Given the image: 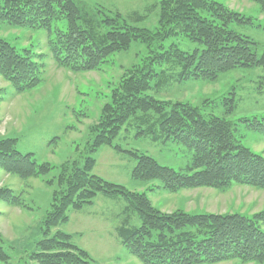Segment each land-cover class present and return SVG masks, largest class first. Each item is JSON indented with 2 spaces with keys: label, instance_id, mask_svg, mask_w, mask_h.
<instances>
[{
  "label": "rangeland",
  "instance_id": "rangeland-1",
  "mask_svg": "<svg viewBox=\"0 0 264 264\" xmlns=\"http://www.w3.org/2000/svg\"><path fill=\"white\" fill-rule=\"evenodd\" d=\"M73 1L82 15L79 26L96 40L127 29L136 30L141 39L125 52L109 57L98 69L75 72L61 67L50 47L56 38L55 31H66L65 21L55 22L51 33L0 23V39L28 58L37 67L39 77V85L19 94L0 75V143H12L15 150L33 155L36 163L49 169L42 177L23 180L0 168V191L10 190L20 202L12 205L0 200V236L9 257L0 264H41L37 257L41 242L45 245L49 240L56 241L62 234L70 237L69 244L84 252L85 256L76 249L65 250L80 261L143 264L122 244L121 230L137 228L141 222L121 196L109 198L99 194L91 206L81 210L70 208L66 223L52 227L53 218L45 222L47 216L53 215L58 201L65 200L71 173L91 160H95L92 176L144 195L163 214H238L251 220L259 218L264 213L262 189L231 186L226 190L203 188L171 193L158 181H133L131 176L137 163L131 154L151 157L183 174L193 162L192 152L163 141L159 117L154 113H138L122 128L112 147L95 151L94 142L99 139L103 129L100 125L121 84L139 71L150 70L154 78L148 96L171 105L181 103L199 108L207 119L232 122L240 144L264 157V134L252 132L244 124L264 119V70H237L215 81L182 82L181 68L160 59L171 48L191 54L202 46L185 35H164L165 41L161 39L156 45L144 42L160 32L165 8L168 6L169 10L174 0ZM206 1L250 19L252 26L233 25L230 29L264 47V11L257 3Z\"/></svg>",
  "mask_w": 264,
  "mask_h": 264
},
{
  "label": "trees",
  "instance_id": "trees-1",
  "mask_svg": "<svg viewBox=\"0 0 264 264\" xmlns=\"http://www.w3.org/2000/svg\"><path fill=\"white\" fill-rule=\"evenodd\" d=\"M253 1L264 11V0ZM0 2V23L13 27L51 33L55 22L65 21L66 31L56 30L55 41L50 47L59 65L71 71H94L109 57L125 52L133 42L141 39L136 30L127 29L96 40L79 26L82 15L73 0ZM170 7L168 10L166 6L162 15L160 32L150 35L144 42L156 45L161 39L165 41L164 35H185L202 46L191 54L171 48L160 59L181 68L179 79L182 82L215 81L237 70H264V47L230 29L233 25L252 26L250 19L206 0H174ZM153 74L150 70H142L121 84L113 96V105L107 106L109 112L105 113L100 125L103 129L94 142L95 151L112 147L122 128L138 113H154L159 117V134L163 141L192 152L193 162L183 174L158 164L151 157L131 154L137 163L131 176L133 181H158L171 193L203 188L226 190L231 186L264 190V157L240 144L235 125L221 118L207 119L199 108L181 103L171 105L148 96ZM0 75L12 83L19 94L39 85L37 67L1 39ZM244 124L252 132L264 134V119ZM94 165L95 160H91L71 173L65 200H59L53 215L45 219L47 222L53 218L50 226L66 223L70 208L81 210L86 205L91 206L99 194L109 198L121 196L141 222L137 228L121 230L122 244L143 264L231 261L264 264V213L253 220L238 214L166 215L154 209L144 195L92 176ZM0 168L23 180L39 178L49 172L45 165L36 163L33 155H23L10 142L0 143ZM0 200L6 204H20L19 198L7 189L0 191ZM68 242L70 237L65 234L45 245L41 242V253H37L41 264H89L65 251L79 250ZM2 243L0 236V261H6L9 257ZM80 254L85 256L82 251Z\"/></svg>",
  "mask_w": 264,
  "mask_h": 264
}]
</instances>
